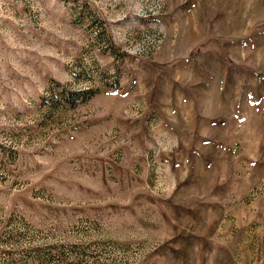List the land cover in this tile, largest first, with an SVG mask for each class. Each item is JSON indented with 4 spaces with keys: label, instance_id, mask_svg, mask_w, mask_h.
Returning <instances> with one entry per match:
<instances>
[{
    "label": "rangeland",
    "instance_id": "374dc122",
    "mask_svg": "<svg viewBox=\"0 0 264 264\" xmlns=\"http://www.w3.org/2000/svg\"><path fill=\"white\" fill-rule=\"evenodd\" d=\"M0 264H264V0H0Z\"/></svg>",
    "mask_w": 264,
    "mask_h": 264
}]
</instances>
